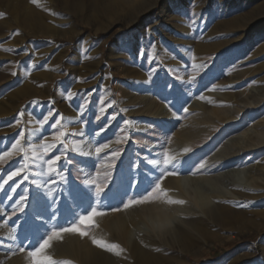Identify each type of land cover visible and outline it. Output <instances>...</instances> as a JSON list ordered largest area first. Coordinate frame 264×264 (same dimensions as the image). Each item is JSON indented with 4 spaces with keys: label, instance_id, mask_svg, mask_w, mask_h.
Returning <instances> with one entry per match:
<instances>
[{
    "label": "bare ground",
    "instance_id": "obj_1",
    "mask_svg": "<svg viewBox=\"0 0 264 264\" xmlns=\"http://www.w3.org/2000/svg\"><path fill=\"white\" fill-rule=\"evenodd\" d=\"M56 1L0 0V13L4 14L0 16V39L12 42L16 50H23L22 54L15 55L6 49L5 53H0V60H10L8 65L10 66L20 63L28 53L33 54L38 63H42L43 61L39 59V50L32 43L34 41L28 38L29 35L58 39L78 36L81 34V26L77 18L84 24L97 22L109 15L115 20L129 7L132 9L130 20L132 23L152 6L149 0H59V5ZM188 2L189 0H165L163 11L167 19H181L182 14H186L189 9ZM178 11L182 13L179 16ZM149 22V19L143 22L145 27L137 39L138 51L134 49L135 40L133 38L129 40L125 34L115 43L118 48L112 46L109 52L111 57H115L123 55L122 51L125 52L127 49L130 53L129 58L133 59V65L139 69L132 73L133 90L128 93V103L135 118L173 115L171 111L166 112L164 104L154 95L153 84L160 75H166L167 72L171 74L170 64L176 66L180 63L170 54L167 60H162V54L166 55L169 52L162 43L161 36L157 34L158 19L153 17L150 26ZM216 22L202 43H198V52H215L214 61L220 65L215 66L211 74L213 78L223 79L218 83L222 91L210 88L196 96L193 106L197 113L183 125L181 135H178L177 140L182 154L172 159L174 161L172 164L166 165L162 158L155 154L150 153L144 157L149 167L147 177L160 187L153 190L149 184L143 183L142 187L138 188L136 184L139 179L136 175L141 166L124 169L122 172L124 185L129 186L131 193L141 192L139 196L136 195L134 198L127 196L118 207L113 208L117 203L111 189L109 195L107 193L98 201L99 206H107V210L91 212L88 208L89 216L84 223L92 224L91 230L62 229L58 231L60 235L54 237L47 248L30 257L28 251L19 250L20 240L33 239L41 226L47 222L48 216L55 222L61 218L60 209H55L47 201L40 203L45 188L41 171L33 177L28 190L17 189V193L25 194L27 197L25 208L27 209L29 205L34 207L30 220H36L38 224L32 228L26 227L24 223L15 227L8 224L7 219L13 212L12 204L18 199V195L10 192L9 195H13L14 199L12 201L5 199L4 203L11 205L8 210L6 205L0 203L2 241L0 264H49L45 257L51 258L54 264H184L183 258H186L187 253L196 254L200 248V240L212 234L214 227L250 223L247 219L251 207L249 198L264 196V1L258 2L248 13ZM186 23L184 19L180 31L187 37L181 40L187 45L190 27L188 28ZM189 24L191 26V23ZM95 30L98 31L99 26L96 25ZM175 42L174 38L169 45L175 48L177 47ZM44 49L48 56L52 57L50 62L54 61V65L50 67L45 64L43 70L35 71L26 79L22 76L18 78L3 76L1 69L3 67L0 68V86L12 87L23 79L30 84L29 91L19 88L13 90L11 95L5 96L0 102V112L8 113L19 106L21 98L25 95H35L37 91L44 92L48 85L51 86L55 76L63 73L62 59L68 53L67 48L59 50L50 42ZM98 50V46L92 45L88 40H80L68 62L72 72L79 75L90 72L87 69L89 64H84L82 58ZM183 53L188 56L186 49ZM96 62H101L98 56ZM245 63L248 64L245 68L235 69L236 65ZM32 66L31 63V68ZM206 67L207 64L202 62L197 70ZM181 81L186 82L183 74ZM244 110L250 111L249 116L243 114ZM68 119L70 123L74 121L82 128L81 118ZM40 123L35 124L31 139L40 133L38 131L42 127ZM138 128L144 131L147 124L144 123ZM238 129L243 131L232 136ZM203 139H206L207 145L198 147L193 155L185 153L188 147L198 144ZM1 142L2 146H5V140ZM217 145L219 148L210 154ZM90 146L91 144L87 143L86 146L79 147L76 143V151L82 150L80 155L92 160L94 152L88 150ZM8 147L11 148V145ZM204 155L207 157L195 168L200 175L193 177L186 174L193 168L195 160ZM130 156L131 154L128 157ZM165 166L170 167L169 170H176L178 166L180 169L172 174L173 172L165 170ZM88 170V167L83 165L82 171L86 174L84 181L82 183L69 181L64 190L63 201L67 202L68 198L72 197L76 210L84 202L100 195L98 186L87 175ZM117 181L114 188L121 182L120 179ZM145 187L146 190L142 189ZM83 188L87 189L88 195ZM129 201L137 202L126 208L124 205ZM262 215L259 221L252 222L247 227L261 228L264 225V213ZM94 239L101 243H93ZM42 243H38L37 249ZM204 245L207 246L209 243L205 242ZM174 251L177 253L170 254ZM240 257L237 255L224 264H234Z\"/></svg>",
    "mask_w": 264,
    "mask_h": 264
},
{
    "label": "rangeland",
    "instance_id": "obj_2",
    "mask_svg": "<svg viewBox=\"0 0 264 264\" xmlns=\"http://www.w3.org/2000/svg\"><path fill=\"white\" fill-rule=\"evenodd\" d=\"M149 1L152 6L143 12L136 22H130L132 9L130 10L128 7L126 12H123V15L115 20H113L114 17L109 15L110 17L106 16L97 22L84 24L77 18L81 26V34L78 36L58 39L41 35H29L28 38L34 41L32 43L39 50V59L43 61L42 63H38L33 54L28 53L20 63L10 66H8L10 60H0V68L3 67L1 68L3 76L9 78L22 76L26 79L35 71L43 70L47 64L50 67L54 65V61L50 62L52 57H49L44 49L48 43L52 42L59 50L67 48L68 52L62 59L63 73L55 76L51 86L48 85L44 92L37 91L35 95H25L21 98L20 105L11 109L10 112H0V142L5 140V146H2V142L0 143V156L4 151H12L11 156H3L0 159V175L6 178L8 171H15L16 167H23L22 176H27L28 179L23 181L21 188H18L21 191L28 190L33 177L42 171V180L45 182V188L42 192H45V194L42 193L40 203L47 201L55 209L61 210V218L58 222L48 216L47 222L35 234L34 240L32 238L20 240L19 250L28 251V254L35 252L38 243L44 242L53 231L58 232L68 227L82 228L86 231L91 230L93 225L81 222L80 217L87 218L89 216L88 208L90 211L107 210L108 207L99 206L98 201L107 193L109 195L111 189L117 203L113 208L118 207L127 196L130 198H134L136 195L139 196L141 192L131 193L129 186L124 185L125 180L122 179L124 169H134L141 166L136 175L139 179L136 186L139 188L142 187L143 183H146L149 184L150 189H155V183L147 177L149 167L144 157L151 153L160 156L164 162L167 157L178 158L179 154H182V150L177 138L181 135L183 125L191 117L194 118L197 113L193 106L196 96L205 93L210 88L222 91L218 83L223 79L213 78L211 74V70L220 65L214 61L215 52L199 53L198 43H202L217 23V20L248 13L255 8L258 2L262 3L264 0H189V9H187L186 14L183 15L178 11V16L182 14L179 20L175 18L167 19V15L163 11L165 0ZM56 3L59 5V0ZM229 7L231 8L228 9ZM153 17L158 19L157 34L159 37L161 36L160 39L169 52L166 54L167 56L162 54V60H167L170 54L175 56L180 63L176 66L170 64L171 74L167 72L166 75H160L157 77L158 80L157 78L154 80L153 84L154 95L158 96L157 98L164 104L166 112L171 111L173 115L135 118L128 103V93L133 90L132 73L134 70L139 71V69L133 65V59L129 58L130 53L127 49L125 52L122 51L124 54L121 56L111 57L109 52L111 47L116 45L115 43L119 37L125 34L128 35L129 40H132V38L135 40L134 49L138 51L137 39L145 27L143 22L149 19L150 26ZM184 19L187 21V27H190V36L187 39L189 44L187 45L181 41L187 38L180 31L183 28ZM189 23H191V26ZM96 25L99 26L98 31L95 30ZM174 38L176 41L174 44L177 47L179 46L178 48L169 45ZM82 39L98 46L99 50L92 55L83 56L84 64H89L87 69L90 72L87 71L85 74L79 75L72 72L68 62L74 55L78 42ZM5 42V39H0V53H5L7 49L15 55L22 54V49L16 50V46L12 42L4 44ZM115 48L118 47L115 46ZM184 49L187 50L188 56L183 53ZM97 56L101 60L100 63L96 62ZM201 61L205 62L207 67L206 69L199 68L197 70L198 65L202 63ZM31 63L33 64L32 68ZM181 64H184V66ZM14 65L16 66L14 67ZM169 66L167 67L169 68ZM246 66H248L247 63L236 65L235 69H243ZM168 68L166 69L168 70ZM182 74L185 76L186 82L181 81ZM25 79L16 82L12 87L0 86V102L5 96L11 95L13 90L23 88V91H29L30 84L29 81L25 82ZM1 91L4 94H1ZM249 113L250 111L243 112L247 116H249ZM45 117H48V119L45 120ZM72 117L81 118L82 128H79L74 121L69 122L68 118ZM37 122H41L39 125L43 128H39L40 133L31 139L33 136L31 132ZM144 123L147 124V128L141 131L138 127H141ZM242 131L243 129L235 130L232 136L240 134ZM17 140H19V143L16 144L15 148H12V144ZM203 142L205 143L203 144ZM76 143L79 147L86 146L87 143L91 144L88 150L94 152L92 160L82 157L80 155L82 150L76 151ZM104 144H107L108 147L103 148L101 153H97L95 149L102 147ZM8 145H11V148ZM202 145H207L206 139L188 147L185 153L193 155L196 149ZM218 148L219 145L215 146L210 154ZM114 153L118 154L115 158H113ZM129 154H131L130 158L128 157ZM210 154H207V156ZM55 155H61L62 160L66 159L69 163L67 168H59L54 165L56 172L50 175L47 171L46 161ZM126 155L128 156L126 157ZM207 156L204 155L196 159L193 168L186 174H191L193 177L199 176L200 172L195 168ZM31 163L32 165H30ZM83 165L88 167L87 175L98 186V194L100 193V195L84 202L76 210L75 201L72 197L68 198L67 202L63 201L65 198L64 190L69 181L79 183L84 181L86 174L82 171ZM169 169L170 167L165 166L167 172H178L180 166L176 170ZM54 177L57 178L54 179ZM14 179L19 182L22 177H14ZM119 179L120 184L114 188ZM11 183L9 181V184ZM7 189L8 186L6 185L4 190H0V196L2 204L6 205L8 210L9 207L11 208L10 203H4L7 198L5 195ZM83 189L85 194L88 195L87 189ZM142 189L146 190L147 188ZM9 194L10 191H8ZM249 201L251 207L247 219L250 221L248 224H251L259 221L263 216L264 196L249 198ZM25 203H27V200ZM23 208V212L17 211L14 215L12 212L9 215L7 222L12 227L24 223L26 227L32 228L38 224L36 220H30V214L33 212L34 207L29 205L26 209L24 204ZM248 224L214 227L212 234L200 240V248L196 254L187 253L186 258H183L184 264H224L237 255L241 257L234 264H264V225L259 229H251L247 227ZM205 242L209 245H204ZM174 253L177 252L174 251L170 254Z\"/></svg>",
    "mask_w": 264,
    "mask_h": 264
},
{
    "label": "snow or ice",
    "instance_id": "obj_3",
    "mask_svg": "<svg viewBox=\"0 0 264 264\" xmlns=\"http://www.w3.org/2000/svg\"><path fill=\"white\" fill-rule=\"evenodd\" d=\"M4 15L3 13H0V16ZM45 120L48 119V117L44 118ZM57 123H59V121H57ZM53 127H55V125H53ZM103 131V129H102ZM19 143V140H17L15 143L12 144V148L16 147V144ZM108 145L104 144L102 147H97L95 149V151L97 153H101L103 148H107ZM187 151V149L185 150ZM118 155L117 153L113 154V158H115V156ZM3 156H11V153L8 151H4L2 153V156H0V159H2ZM174 161L172 160V158L167 157L165 159V163L166 164H172ZM69 162L65 159L62 160L61 155H55L52 158L47 159L46 164H47V171L48 173L51 175L52 173L56 172V168H54L53 166H57L59 168H67V164ZM24 172V168L23 167H16L15 171H8L7 173V177L5 178L3 175H0V190H4L5 186H8V189L5 190V195L7 196V199L9 201H12L14 199L13 195H8V191H10L13 194L18 195V199L14 200V203L12 204V208H13V215L15 214V212L20 211L23 212L24 208L23 205L25 204L27 197L26 195H21L19 193H17V189L22 187V183L23 181H26L28 179L27 176H22ZM175 174V173H172ZM14 177L20 178L22 177V180H20L19 182L17 180L14 179ZM9 181H11L12 183L9 184ZM157 188L160 187L159 184L156 185ZM27 191V190H25ZM137 201H129L128 204H125L124 206L127 208L129 207L131 204L136 203ZM180 203H183L182 201H179ZM2 203V202H0ZM87 218L85 217H80L81 222H84ZM63 231H79L78 228L73 227V228H68V229H63ZM82 235H85L86 233H81ZM60 235L59 232L57 231H53L52 234L50 236H48V238L46 240H44V242L40 245V247L38 249H36L35 252H30L29 255L30 256H36L39 252H41L43 249L47 248L49 246V242L54 238V237H58ZM93 243L96 244H100L101 242L98 240H93ZM0 244H2V241H0ZM21 251H23V249H21ZM46 260L49 261V264H54V262L51 261V258L45 257Z\"/></svg>",
    "mask_w": 264,
    "mask_h": 264
}]
</instances>
